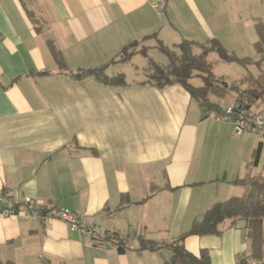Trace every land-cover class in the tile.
I'll return each instance as SVG.
<instances>
[{"label": "crops", "instance_id": "0c3cea01", "mask_svg": "<svg viewBox=\"0 0 264 264\" xmlns=\"http://www.w3.org/2000/svg\"><path fill=\"white\" fill-rule=\"evenodd\" d=\"M163 1L160 10L152 0H0V194L69 210L102 235L94 242L60 221L0 217L2 264H162L168 251H138L137 236L175 240L212 204L243 193L229 182L247 173L258 140L205 117L178 85L143 84V70L148 59L167 63L148 56L157 41L254 47L258 17L241 0ZM133 41L147 60L127 80L118 68L136 54L110 61ZM52 49L68 72L109 64L106 74H123L128 86L76 81ZM221 230L184 246L208 250L211 264H235L248 252L245 223ZM114 236L127 241L124 252Z\"/></svg>", "mask_w": 264, "mask_h": 264}, {"label": "trees", "instance_id": "16d2710c", "mask_svg": "<svg viewBox=\"0 0 264 264\" xmlns=\"http://www.w3.org/2000/svg\"><path fill=\"white\" fill-rule=\"evenodd\" d=\"M254 28L257 41L254 43L256 52H261L264 47V23L261 19H255ZM155 34L145 37L142 42ZM142 42L133 41L111 59L110 64L128 63L131 57L137 53L146 54L147 48L138 51V45ZM156 48L167 59L166 64H160L152 59L147 60L144 68L145 80L143 84L162 89L170 85H178L183 88L190 98L202 111L219 113L222 111L220 101L228 95L234 97V106L257 111L258 103L264 99V70H261L256 78L244 76L243 78L228 82L223 76H215L214 63L209 56L215 53L217 57L226 63H237L245 66L249 64L260 65L264 59L253 61L250 57H237L233 52L225 49L217 39H210L204 43H195L182 40L172 47L157 41ZM198 49V53L194 49ZM52 56L60 72L67 74L76 81L92 79L96 83L110 87H125L128 83L123 74L107 75L108 65L90 69H78L68 72L57 54L52 49ZM44 74L43 72L40 73ZM194 77L201 79L200 86L191 84ZM264 113V112H262ZM264 138V135L258 138ZM263 143L258 141L251 158L247 164V173L243 177L235 178L229 183L243 188L240 196H233L223 201L212 204L204 213L199 222L193 223L190 229L172 241H157L137 236V250L156 252L167 250L169 259L162 264H211L208 250L201 249L197 255L190 253L184 246V241L189 236H216L222 235L220 226L227 220L234 223L242 220L245 223V239L248 244V252L240 257L235 264H264V174L254 173L262 154ZM117 250L122 253L126 247V240L114 236L112 240ZM0 264H2L0 262Z\"/></svg>", "mask_w": 264, "mask_h": 264}, {"label": "built area", "instance_id": "2783aa9c", "mask_svg": "<svg viewBox=\"0 0 264 264\" xmlns=\"http://www.w3.org/2000/svg\"><path fill=\"white\" fill-rule=\"evenodd\" d=\"M151 4L160 10L164 8L163 0H152ZM204 114L207 118L213 117L219 122L230 124L236 137L243 134H252L257 137L264 135V113L262 112L238 108L233 104L222 109L219 113L207 110ZM10 216H23L42 223L60 221L66 224L70 231L78 232L94 242H99L102 238L99 227L87 225L83 217L69 210L43 206L30 198L17 203L6 195L0 194V217ZM40 259L43 260L42 256Z\"/></svg>", "mask_w": 264, "mask_h": 264}, {"label": "rangeland", "instance_id": "374dc122", "mask_svg": "<svg viewBox=\"0 0 264 264\" xmlns=\"http://www.w3.org/2000/svg\"><path fill=\"white\" fill-rule=\"evenodd\" d=\"M241 2H242L244 9L246 8L244 5L249 4V8H248V10L250 12L249 15L258 17L264 23V0H241ZM245 11H246V9H245ZM250 34H252V30L250 33H247V36H249ZM226 46L231 47L232 49H236L235 51H233V53L237 57H250L253 59V61H258V60L264 59V47H263L261 52H256L254 47L251 45L250 46H244L243 45L241 48H237L232 41H229L228 44H226ZM194 51L196 53H198L197 48H195ZM147 52H148V56L149 57L151 56V58L155 57V55L160 54V56H162L163 59L165 60V56L162 53H160L159 51L148 49ZM209 58L214 63L213 72H214L215 76H217V77L223 76L228 82L239 80V79L243 78L244 76H251L253 78H256L259 75L260 71L264 70V62H262L260 65L249 64V65L242 66V65H239L237 63L223 62L217 57V55L215 53L210 54ZM146 60H147V58L145 59L140 54H136L135 56L132 57L131 63L121 65V67H119L118 69H119V71H121L125 74L127 80L133 79V77L130 75L133 74L134 72L139 75L138 77H140L141 68H142V66H144L146 64ZM132 64H133V67L131 66ZM134 66H137L136 70L134 69ZM116 71H118V70L116 69ZM107 73H110V71ZM191 84L194 86H200L201 85V79L198 77H194L191 80ZM232 100H233L232 95H228L225 99L221 100L220 102H221V104L223 102L225 104H228ZM257 108L261 109V110L264 109V99L258 103ZM262 112H264V111H262ZM210 118H213V117H210ZM243 137H248V136H243ZM249 138H253L256 141L258 140V141H261L263 143V148H262L263 150H262V154L259 158L258 167L253 171H254V173H263L264 174V138L263 137L258 138L256 135H251ZM230 188H232V187H230ZM230 196H231V194L227 193L225 197H230ZM224 199H226V198H224ZM228 223H229V220L225 221L220 226L221 229H223L225 227V225H227ZM242 224L244 225V221L241 220L240 225H242Z\"/></svg>", "mask_w": 264, "mask_h": 264}]
</instances>
